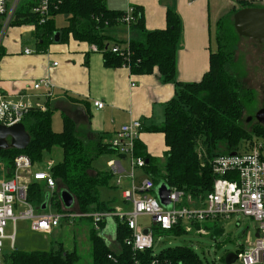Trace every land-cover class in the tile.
Here are the masks:
<instances>
[{
    "label": "trees",
    "instance_id": "1",
    "mask_svg": "<svg viewBox=\"0 0 264 264\" xmlns=\"http://www.w3.org/2000/svg\"><path fill=\"white\" fill-rule=\"evenodd\" d=\"M57 10L53 7L52 17L44 25H38V18L32 14V3L24 0L18 10L12 28L34 26L35 38L39 48L70 40L95 45L104 57L108 68H128L132 74L152 75L158 71L164 83L172 84L176 94L164 111V124L155 131L165 137L167 152L163 166L150 163V156L138 140L135 143V156L145 159V173L156 187L161 184L170 189L185 193L195 203L204 199L214 183L211 162L218 155L232 154L242 147L241 142L249 139L248 132L241 126L246 103H251L253 92L243 87L236 74L233 63L238 36L235 32L232 15L222 18L217 27L218 50L211 53L210 70L198 83L184 84L176 78V56L183 46V22L176 9L167 11L166 28L147 31L144 25L142 8L134 7L130 26L123 22L125 12L109 9L104 0H60ZM68 16L67 25L56 28V18ZM128 31L140 38L131 39L126 47V58L114 54L112 47L126 41L113 38L115 32ZM0 51V55L2 54ZM53 110L34 108L25 116L22 123L31 137L25 151L9 149L0 152V161L11 171L17 156L24 154L33 165L43 160L45 153L59 147L63 159L50 170L61 190L47 192L45 185L32 184L29 197L39 209L50 204L58 212L75 211L83 214L112 212L105 202L100 201L99 191L110 183L111 175H105L93 168L96 158L105 154H118L102 135H93L84 141L76 132L75 123L63 116V131L52 129ZM254 133L262 135L258 128ZM202 141L204 156L198 151ZM88 143H91L89 147ZM120 156V155H119ZM112 174V173H111ZM12 175L10 172L9 177ZM68 191L75 200L71 209H66L61 200V191ZM49 195V199L47 196ZM116 242L119 251L114 252L101 234L92 228L90 233L91 264H205L191 246L168 247L156 256L153 248L135 252L126 244L131 238L128 225L116 219ZM104 222L101 224V227ZM156 232H162L159 228ZM219 232V231H218ZM170 236H181L184 232L176 228L164 232ZM112 256L113 260L109 257ZM81 256L77 251H14L7 257L6 264H78Z\"/></svg>",
    "mask_w": 264,
    "mask_h": 264
},
{
    "label": "crops",
    "instance_id": "2",
    "mask_svg": "<svg viewBox=\"0 0 264 264\" xmlns=\"http://www.w3.org/2000/svg\"><path fill=\"white\" fill-rule=\"evenodd\" d=\"M104 1L109 9L114 10L109 0ZM121 1L122 7L114 11L126 13L130 7L142 8L145 28L151 32L164 30L167 11L171 8L177 10L183 22V46L176 56V78L178 82L184 84L198 83L209 72L211 53L218 50L217 27L222 18L243 8H264V0ZM113 38L126 41L120 45L125 48L131 39H138L140 35L118 31L113 34ZM55 44H50L45 49L39 48L32 26L15 27L10 30L0 57V102L22 100L33 109L49 106L54 113L62 116V125L57 128L63 131V116H66L73 120L76 132L83 140H89L93 135H102L110 143L123 126L132 121H140L143 130L137 140L144 145L146 154L150 156V163L161 166L159 161H164L167 147L164 135L155 130L164 124L165 107L175 97V86L164 83L158 71L152 75H136L126 67L108 68L104 64L103 54L92 52L91 46L87 43L70 40ZM26 49L31 50L32 54L26 55ZM42 79H50L53 82V91L46 87L34 89L35 84ZM49 92L52 96L47 98ZM96 101L103 102L105 107L98 110L94 106ZM116 157L111 160L119 161L124 171L120 176H115L109 169L110 174L107 175H111V179L114 177L116 182L117 179L122 180L120 186L117 183L115 186L121 188L122 199L132 210L131 205L124 199L123 192L129 189L133 182L139 185L149 176L144 170L139 169L143 175H138L136 170L134 180H131L130 169L127 170L123 163L126 157L119 154H116ZM35 168L33 165L34 172H40ZM124 178L129 179L131 183L124 184ZM122 185L125 187L122 188ZM58 190L61 188L57 184L56 191ZM37 209L43 214L58 212L50 204L47 211H42L38 207ZM73 212L77 213L75 208ZM116 223L115 218L104 221V225L102 227L100 225L99 233L114 252L119 251L115 239ZM204 224L191 232L202 235L198 233L202 230L207 235L209 229L204 227ZM86 225H90L88 231L90 236L91 228H94L91 219H82L79 230L86 228ZM178 229L184 232L182 235L189 233L186 227L180 226Z\"/></svg>",
    "mask_w": 264,
    "mask_h": 264
},
{
    "label": "built area",
    "instance_id": "3",
    "mask_svg": "<svg viewBox=\"0 0 264 264\" xmlns=\"http://www.w3.org/2000/svg\"><path fill=\"white\" fill-rule=\"evenodd\" d=\"M59 1L30 0L32 14L38 18V25H44L51 19L53 7L57 10ZM23 2L24 0H0V51ZM133 13L134 8L130 7L123 17L126 26H130ZM126 47L116 46L111 50L114 54L127 58L129 52ZM90 50L101 52L95 45H92ZM25 54L31 55L32 52L26 49ZM42 87L53 91L54 84L50 79H42L35 84L34 89L39 90ZM51 96L52 93L46 95L47 98ZM94 106L102 110L105 104L96 101ZM31 109L33 107L22 100L16 102L3 100L0 102V124L6 127L20 124ZM39 109L46 111V107L41 106ZM142 130L140 121H132L123 126L117 137L109 143V146L120 156L129 157L131 180H134L136 170H143L146 167L145 159L135 156V143ZM52 166L49 164L46 171L34 172L30 158L21 154L14 160L12 175L0 181V264H6V242L11 250L16 249V225L20 221L28 222L33 232L51 233L60 226L62 221L73 224L77 218L91 219L95 231L100 233V225L106 220L115 218L126 223L131 231V238L126 241V244L135 252H143L153 248V231L156 228L167 232L183 226L191 232L203 223L227 222L239 215L252 219L258 224L259 236L254 243L250 244L249 249L242 248L236 253L237 261L241 264H264V154L261 144L251 150H239L235 152V155L216 156L211 162L215 177L212 191L198 203H194L190 197L187 198L184 192L170 189L171 209H167L169 206L160 203L155 193L157 187L148 177L141 184L136 185L133 182L129 189L124 190L123 197L132 207L130 212L40 213L30 200V186L44 183L50 193H55L57 182L50 173ZM108 166L115 176L121 175L124 171L121 163L116 160H111ZM116 183L120 186L122 180L117 179ZM191 202L197 208H193L194 205ZM142 216L150 217L151 228L143 230L139 226L138 219ZM9 225H12L13 230L10 235H7ZM198 233L204 234L202 230ZM109 259L113 260V257L110 256Z\"/></svg>",
    "mask_w": 264,
    "mask_h": 264
},
{
    "label": "rangeland",
    "instance_id": "4",
    "mask_svg": "<svg viewBox=\"0 0 264 264\" xmlns=\"http://www.w3.org/2000/svg\"><path fill=\"white\" fill-rule=\"evenodd\" d=\"M228 1L237 2L236 0ZM109 4L114 10L122 7L121 0H109ZM67 19L68 16L66 15H60L56 18L57 30H61L68 24ZM235 46L232 71L236 74L243 87L253 92L252 102L245 104L241 121V126L248 132L249 139L241 142L242 147L239 150H251L255 146H258V144H261L263 145L264 154V126L259 124L255 119L256 114L264 109V44L238 36ZM52 121L54 125L53 130L57 133L61 132L62 129L59 130L57 127L62 125V116L57 112L53 113ZM256 128L263 134L254 133ZM84 141H87V139ZM88 145L89 147L92 146L91 143H88ZM202 146L203 143L200 141L198 151H200V155L203 157L205 150ZM62 157V149L55 147L50 152L44 154L42 162L35 165V170L46 171L50 163H53L54 166L58 165L62 161ZM116 158L115 154L102 155L94 160L93 168L95 171H99L105 175L110 174L108 162ZM129 161V157L123 159L127 170L130 169V166H128ZM159 162L163 166L164 161L160 160ZM10 172H12V169L9 171V167L0 161V180L3 178L8 179ZM136 172L138 175H143L139 169ZM110 180V186L101 188L99 191L100 201L108 205L109 209L112 210L111 213L116 212L118 209L124 210L123 212H129L131 208L122 199L121 188L115 186L116 179L112 177ZM123 182L124 184L131 183L127 178H124ZM123 187L125 186L122 185ZM193 202L191 203L193 204ZM171 208L172 206H169L167 209ZM193 208H197V206L194 205ZM76 220L77 223L75 225L74 223L69 224L66 221H62L60 228L51 233L33 232L28 222H18L16 225V249L11 250L8 242H6L5 251L7 257L14 251H58L61 248L60 246H62L66 251L72 252L76 250L80 254L81 260L78 264H91L90 237L88 232L90 225H86V228L79 230L81 228L79 227V223L82 219L77 218ZM85 221L89 222L88 220ZM138 224L143 230L152 227L150 217L146 216L139 217ZM204 227L210 230H207V235L189 232L180 237L170 236L164 232H156L154 229V255L156 256L160 251L168 247L191 246L205 264H227V257L229 255H236L242 248H250V244L254 243L256 239L258 230L256 222L242 215L227 222H206ZM12 230V225H9L6 231L7 235H10ZM90 233H92V230ZM233 264H241V262L236 261Z\"/></svg>",
    "mask_w": 264,
    "mask_h": 264
},
{
    "label": "water",
    "instance_id": "5",
    "mask_svg": "<svg viewBox=\"0 0 264 264\" xmlns=\"http://www.w3.org/2000/svg\"><path fill=\"white\" fill-rule=\"evenodd\" d=\"M233 26L236 34L239 37L247 38L264 44V8H243L237 11L233 16ZM59 41V34L55 36V42ZM255 119L257 122L264 126V109L260 110ZM251 120V119H250ZM248 120V122H250ZM31 137L27 133L23 123L6 127L0 124V152L13 149L16 151H25L30 145ZM231 155H235L232 153ZM160 203L164 206L170 205V188L165 184H161L155 189ZM61 200L66 209H71L75 205L73 196L66 190L60 193ZM49 199V195L47 196ZM47 209L44 204L42 211ZM147 231H145L146 233ZM259 234H256L258 237ZM237 261V257L231 254L227 257V264H233Z\"/></svg>",
    "mask_w": 264,
    "mask_h": 264
}]
</instances>
